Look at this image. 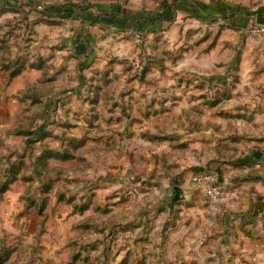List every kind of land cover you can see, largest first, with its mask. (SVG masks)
Returning a JSON list of instances; mask_svg holds the SVG:
<instances>
[{
	"label": "rangeland",
	"instance_id": "374dc122",
	"mask_svg": "<svg viewBox=\"0 0 264 264\" xmlns=\"http://www.w3.org/2000/svg\"><path fill=\"white\" fill-rule=\"evenodd\" d=\"M199 1L0 0L2 264H222L182 198L264 151V40Z\"/></svg>",
	"mask_w": 264,
	"mask_h": 264
},
{
	"label": "crops",
	"instance_id": "0c3cea01",
	"mask_svg": "<svg viewBox=\"0 0 264 264\" xmlns=\"http://www.w3.org/2000/svg\"><path fill=\"white\" fill-rule=\"evenodd\" d=\"M190 5L179 6L176 12L189 13L188 10L192 9L197 11L201 18L218 17L219 20L229 24L227 25L229 30L235 31L236 36L239 33L248 32V28L252 24L264 23V8H261L260 5L256 9L243 8L240 10L239 8H230L224 1L217 0L199 1L198 5ZM254 44L249 37L245 55L246 53L256 55L255 60L259 62L252 65L253 67H257L259 63L264 65V57L251 49ZM257 44L264 47V41ZM247 65H243L242 71L249 70L251 65L248 67ZM262 70V79L260 80L263 81L264 87V66ZM13 91L15 92L16 89ZM208 168L214 169L220 180L229 181L230 195L218 209L212 211L209 206L203 205L202 201L199 204V198L196 195L193 196L192 193L185 195L187 192L178 186L179 184H176L175 187L176 198H178V194L179 196L185 195L186 198L182 199L192 202L191 215L200 219V232L215 233V240L208 243L206 247L214 244L217 262L222 264H264V151L252 150L231 162L215 161L210 163ZM192 177L193 174L189 180L190 178L192 180ZM20 182L17 180L11 183L10 187L3 192L4 197L14 198V195L19 194L16 188ZM209 215H212L213 219L210 226L207 221Z\"/></svg>",
	"mask_w": 264,
	"mask_h": 264
},
{
	"label": "built area",
	"instance_id": "2783aa9c",
	"mask_svg": "<svg viewBox=\"0 0 264 264\" xmlns=\"http://www.w3.org/2000/svg\"><path fill=\"white\" fill-rule=\"evenodd\" d=\"M250 32L264 40V23H255L250 26ZM194 184L203 191L208 203L218 207L230 195L229 181L219 179V175L211 170H201L193 175Z\"/></svg>",
	"mask_w": 264,
	"mask_h": 264
},
{
	"label": "trees",
	"instance_id": "16d2710c",
	"mask_svg": "<svg viewBox=\"0 0 264 264\" xmlns=\"http://www.w3.org/2000/svg\"><path fill=\"white\" fill-rule=\"evenodd\" d=\"M13 176L9 177L10 179L3 183V185L0 188V193L5 192L9 188L10 184L16 180L15 177H13ZM0 264H2L1 259H0Z\"/></svg>",
	"mask_w": 264,
	"mask_h": 264
}]
</instances>
